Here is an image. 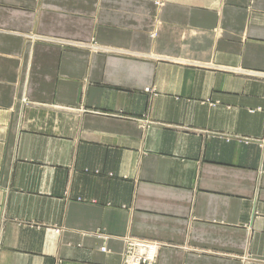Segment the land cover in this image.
Wrapping results in <instances>:
<instances>
[{"label":"crops","instance_id":"0c3cea01","mask_svg":"<svg viewBox=\"0 0 264 264\" xmlns=\"http://www.w3.org/2000/svg\"><path fill=\"white\" fill-rule=\"evenodd\" d=\"M127 239L264 264V0H0V264Z\"/></svg>","mask_w":264,"mask_h":264},{"label":"built area","instance_id":"2783aa9c","mask_svg":"<svg viewBox=\"0 0 264 264\" xmlns=\"http://www.w3.org/2000/svg\"><path fill=\"white\" fill-rule=\"evenodd\" d=\"M158 243L144 239H127L124 264H156Z\"/></svg>","mask_w":264,"mask_h":264},{"label":"rangeland","instance_id":"374dc122","mask_svg":"<svg viewBox=\"0 0 264 264\" xmlns=\"http://www.w3.org/2000/svg\"><path fill=\"white\" fill-rule=\"evenodd\" d=\"M146 92H150V90L149 89H146Z\"/></svg>","mask_w":264,"mask_h":264}]
</instances>
